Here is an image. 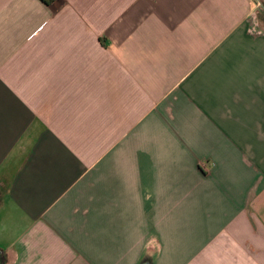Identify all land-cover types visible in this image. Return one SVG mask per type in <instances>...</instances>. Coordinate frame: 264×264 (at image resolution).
I'll return each mask as SVG.
<instances>
[{
    "label": "crops",
    "instance_id": "crops-1",
    "mask_svg": "<svg viewBox=\"0 0 264 264\" xmlns=\"http://www.w3.org/2000/svg\"><path fill=\"white\" fill-rule=\"evenodd\" d=\"M0 264H264V0H0Z\"/></svg>",
    "mask_w": 264,
    "mask_h": 264
},
{
    "label": "water",
    "instance_id": "water-1",
    "mask_svg": "<svg viewBox=\"0 0 264 264\" xmlns=\"http://www.w3.org/2000/svg\"><path fill=\"white\" fill-rule=\"evenodd\" d=\"M1 262V261H0Z\"/></svg>",
    "mask_w": 264,
    "mask_h": 264
}]
</instances>
